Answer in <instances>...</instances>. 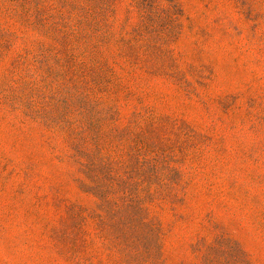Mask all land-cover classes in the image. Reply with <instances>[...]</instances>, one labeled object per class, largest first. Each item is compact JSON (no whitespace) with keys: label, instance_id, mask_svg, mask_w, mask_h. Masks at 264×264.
Masks as SVG:
<instances>
[{"label":"rangeland","instance_id":"rangeland-1","mask_svg":"<svg viewBox=\"0 0 264 264\" xmlns=\"http://www.w3.org/2000/svg\"><path fill=\"white\" fill-rule=\"evenodd\" d=\"M0 264H264V0H0Z\"/></svg>","mask_w":264,"mask_h":264},{"label":"trees","instance_id":"trees-1","mask_svg":"<svg viewBox=\"0 0 264 264\" xmlns=\"http://www.w3.org/2000/svg\"><path fill=\"white\" fill-rule=\"evenodd\" d=\"M141 1L143 4H148L149 3V0H139Z\"/></svg>","mask_w":264,"mask_h":264}]
</instances>
